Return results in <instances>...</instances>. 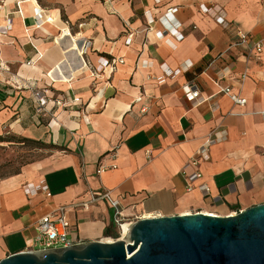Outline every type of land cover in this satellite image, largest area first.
<instances>
[{
	"label": "crops",
	"instance_id": "crops-1",
	"mask_svg": "<svg viewBox=\"0 0 264 264\" xmlns=\"http://www.w3.org/2000/svg\"><path fill=\"white\" fill-rule=\"evenodd\" d=\"M17 1L5 0L0 13L1 23L8 13L13 18L0 60L67 105L54 120L37 110L30 90L0 79V134L8 130L49 147L0 180V260L29 250L37 220L60 207L75 245L120 238L106 201L81 207L90 191H110L128 222L195 212L226 216L264 203V0H20L22 15ZM36 6L54 21L26 33ZM175 23L182 39L158 38L165 24ZM66 32L74 42L60 40ZM80 39L90 42L84 68L73 50ZM118 59L123 63L115 70L93 74L102 60ZM52 69V77L61 69L59 78L71 72L73 78L51 80ZM165 69L180 71L169 77ZM188 81L197 85L200 103L184 98L180 87ZM225 86L245 104L220 93ZM210 136L207 158L188 166ZM100 165L115 167L96 174ZM195 170L201 177L187 191L186 177ZM41 181L50 197L25 193V185Z\"/></svg>",
	"mask_w": 264,
	"mask_h": 264
},
{
	"label": "water",
	"instance_id": "water-1",
	"mask_svg": "<svg viewBox=\"0 0 264 264\" xmlns=\"http://www.w3.org/2000/svg\"><path fill=\"white\" fill-rule=\"evenodd\" d=\"M0 264H264V203L226 216L142 217L124 238L22 251Z\"/></svg>",
	"mask_w": 264,
	"mask_h": 264
},
{
	"label": "built area",
	"instance_id": "built-area-1",
	"mask_svg": "<svg viewBox=\"0 0 264 264\" xmlns=\"http://www.w3.org/2000/svg\"><path fill=\"white\" fill-rule=\"evenodd\" d=\"M4 3L5 0H0V13L4 10ZM20 3L21 1L18 0L16 2V12L22 15L21 9H20ZM173 11H169V16L172 15ZM31 24H28L25 26V32L29 33L30 29H39L43 24L45 23H52L54 21V18L50 14L44 13L38 6H36L35 13L31 17ZM215 21L223 26L224 28H229L230 24L225 21V19L222 16H216ZM152 19H149L148 24H151ZM13 26V18L10 13L5 15L3 22H0V42L3 38L7 37L10 33ZM179 24L175 23V25H169L165 24V29L163 31H158L157 36L159 39H164L167 34L175 37L177 40H180L183 38L182 34L179 31ZM236 34L238 35L239 39L242 42H245L247 40V35L242 31H237ZM64 36L68 37L71 42H74L69 32L63 33V35H59L60 40L64 38ZM81 40V39H80ZM131 35H129L127 42L130 43ZM78 41V40H77ZM166 41V40H165ZM76 43V42H75ZM254 49L257 52H261L262 50V43L260 41H257L254 43ZM90 47V42L87 40H81L80 45L76 46L75 52L77 54V57L80 61V67L84 68L88 64L84 60V55L86 54L88 48ZM74 48L71 46L66 51H69L70 49ZM38 58L41 57V53H37ZM34 61L28 60L26 62L27 66H32ZM123 63L122 59H118L117 61L108 62L107 60H102V62L99 64V66L93 71V74H98L104 70L106 67H110L111 70H115L117 64ZM57 68V67H56ZM53 69L47 73V75L50 77L51 80L55 79H62L65 82H69L73 78L72 72L70 73V76L67 79L59 78L62 77V71L61 69H57L55 73L53 74L54 77L50 76ZM180 69H176L175 71H170L168 69H165L164 73L166 76H174L178 74ZM244 77V75H243ZM0 79L9 83H12V85L16 89H27L30 90L33 99L36 105L37 110L40 113H43L44 115L49 116L50 118L57 120L56 116V110L58 108H64L66 106V102L62 101L61 99H50L46 95V90H40L36 88L35 83L23 79L15 74H12L11 71L7 67V63L0 60ZM181 92L183 93L184 98L188 102H196L200 103L202 99H200V92L197 87V85L194 83V81H188L185 84H183L181 87ZM220 93H224L229 95L230 99L233 101L236 105H244L246 100L239 97L236 94L231 93L230 87H220ZM74 102L78 101V98L73 99ZM139 99H137L138 101ZM53 103V108H47V105L49 102ZM145 109H142V112H144ZM262 116H264V113H262ZM214 142V139L208 137V139L205 141V143L197 150L196 156L191 158L188 162V166L197 167L199 159H206L207 158V152L209 146ZM149 157V151L146 152ZM115 165L110 166H104L100 165L96 169V174H100L103 171L114 168ZM201 177V173L198 170H195L193 173L188 175L186 177L187 185L186 190L190 191L193 189V181L196 179H199ZM202 194L204 197L209 196V189L206 185L202 184L199 186ZM24 191L26 194L33 195L36 193H42L46 197H50L51 193L48 189V186L44 181H41L38 185H25ZM98 201H106L110 207L113 209L114 212V223L117 225L119 229V236L122 238L121 227L124 224H127L128 226H131V224L134 222H128L124 216L122 215V212L119 207V201L117 198H115L110 191H102L99 193L90 191L89 197L86 201H83L80 205L84 209H88L92 204L98 202ZM214 215V214H213ZM137 220V219H136ZM135 220V221H136ZM68 221L65 218V208L60 207L57 208L49 213H46L42 217H40L35 225V231L36 234L32 240L31 248L27 251L31 252H46L49 250H55L60 248H66L75 245L74 241L69 237V231H68Z\"/></svg>",
	"mask_w": 264,
	"mask_h": 264
},
{
	"label": "rangeland",
	"instance_id": "rangeland-1",
	"mask_svg": "<svg viewBox=\"0 0 264 264\" xmlns=\"http://www.w3.org/2000/svg\"><path fill=\"white\" fill-rule=\"evenodd\" d=\"M49 147L41 140L25 139L5 130L0 134V180L44 156Z\"/></svg>",
	"mask_w": 264,
	"mask_h": 264
},
{
	"label": "bare ground",
	"instance_id": "bare-ground-1",
	"mask_svg": "<svg viewBox=\"0 0 264 264\" xmlns=\"http://www.w3.org/2000/svg\"><path fill=\"white\" fill-rule=\"evenodd\" d=\"M75 44V43H74ZM76 45V44H75ZM130 226H128L127 224H124L122 227H121V233H122V236L125 237L128 233V230H129Z\"/></svg>",
	"mask_w": 264,
	"mask_h": 264
}]
</instances>
